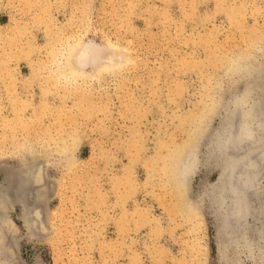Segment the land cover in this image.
Returning a JSON list of instances; mask_svg holds the SVG:
<instances>
[{"label": "rangeland", "instance_id": "1", "mask_svg": "<svg viewBox=\"0 0 264 264\" xmlns=\"http://www.w3.org/2000/svg\"><path fill=\"white\" fill-rule=\"evenodd\" d=\"M75 38L123 58L49 74ZM230 124L264 147V0H0V160L38 150L51 178L48 238L28 241L12 201L0 264H264V171L244 240L223 221Z\"/></svg>", "mask_w": 264, "mask_h": 264}, {"label": "bare ground", "instance_id": "2", "mask_svg": "<svg viewBox=\"0 0 264 264\" xmlns=\"http://www.w3.org/2000/svg\"><path fill=\"white\" fill-rule=\"evenodd\" d=\"M52 52H54V54H52L53 55L52 61L55 64V68H54L55 70L52 71L51 69L49 74L58 73V74H62V75L70 76V77L78 76V77L86 78L88 76H91V77L97 76L100 73H102L104 70L108 71V69L112 70L117 67V64H115L114 62H113V65L111 66L112 69L111 67L110 68L105 67V65L101 63V60L103 58L105 59V61L107 60L111 61V58L113 57L117 60L123 58V55L121 53L119 54L115 53L112 48H109L106 45L101 46L99 44H95L92 42L86 43L84 41H81V39L79 38H75L73 40L71 39L69 41L66 39L64 42L60 44V48H58L57 51H52ZM52 55H50L51 58H52ZM115 59L113 61H116ZM232 122L233 121L229 123H232ZM256 124L257 126H260L259 123H256ZM232 125L233 124H230V126L228 125L227 129H225V133H224L225 136L223 135L224 137L221 143V147L223 151L225 152V157H226L225 161L230 159L231 162L228 168L226 167L227 169L224 171V175L225 173L227 174V172H229V175H227L226 180H225L228 185V189H227L228 191H227V194H225V196L222 199L221 198L219 199H221L220 205L223 208V210L227 208V210H224V211L221 209L223 211V214L225 212L227 213V215L231 213L230 214L231 216L234 214L236 217L235 221L232 223L229 221L230 219L228 217L226 218L227 215H225L226 214L225 213L223 221L227 223L225 227L227 226V230H230L229 235H231V238L233 240L238 239L239 241L242 238H244V233H242V230L240 229L241 227H238V223L242 222L241 220H243L242 217L244 216L243 213L246 211V210L244 211V209H246V206H248L247 201L249 198L247 195L253 194L255 192L254 189H255V186L258 180L257 176L258 174L260 175L261 170L264 171L263 168L261 169L262 165L261 167L260 165H257L258 163H262L260 161H262L264 158V147L262 146L263 148H261V145H260L261 149L258 150V148H256L258 146L257 144V146L255 147L256 150L248 151L250 149H247L245 147V144L244 145L242 144L244 143L242 141L244 139H246L247 141V138H249V136L252 135L251 134L252 132L248 133V131L247 132L245 131L246 129L242 128L243 130L241 129L242 130V131L240 130L241 132L238 130V132L240 133H237V131L234 130V127ZM232 133H235L234 134L235 136L234 135L230 136V134ZM258 137L259 136H257L256 138ZM260 139H261V135H260ZM260 139H259V142H260ZM15 153H16L15 155L16 159L13 160L12 164L7 163L6 160H4L5 162L0 160V173H3L4 175L8 174V177L6 178L7 179L6 183H3V185H0V225L3 226L2 223H4L7 220L6 218L7 215L5 214L4 210L7 209V207H9V204H12L13 203L12 201L21 202L23 203L24 207H23V211L20 213V215H18V220L20 222V225L25 228L26 237L28 241L30 243H36V242H39L41 240L43 241L44 239L48 238L47 229L49 228V225L47 226L48 227L47 228L45 226V222L47 221V219L49 221V218L47 217L46 219L43 216L45 211L42 210L41 208V210L44 211L42 214L37 209V207L41 205V203L43 204V202H45V200L47 199V195L50 194L51 190L49 189V184L51 183L50 181L51 178L47 174L48 168L46 166V163L43 161L44 159L43 160L39 159L40 156L38 155L39 153L38 150H31V154H26L27 156L24 155L25 157H22V156L20 157L18 155V152H15ZM40 153L44 154L43 152H40ZM0 159L2 158L0 157ZM263 163H264V160H263ZM222 175L223 173L220 174L219 182L220 180L224 179V176L222 177ZM30 193H35V197H30ZM217 194L218 192H216L215 198ZM252 201L250 203H252ZM233 204L234 205L238 204L239 207L237 208V210L233 208L232 212H230L229 208ZM263 204H261V206ZM249 206L251 207L256 206L255 201L251 205L249 204ZM232 207L233 206H231V208ZM247 213L248 212H245V214ZM251 215L254 216L253 213ZM249 217L250 215L245 217V219L246 218L248 219ZM255 220H257L256 217H255ZM48 221L47 223L49 224ZM6 222H9V221H6ZM261 225L263 226V228L261 227L262 228L261 229L259 227L258 232H260L264 236V220ZM10 227L8 228L6 227V228L9 229ZM13 229L15 230V228ZM255 229L254 231L257 234V229L256 230ZM238 235H241V236L236 237ZM233 240H230V241H233ZM246 244H248V242H246L245 240V241H242L241 245H245L246 247ZM6 258H7V255H5L4 259L6 260Z\"/></svg>", "mask_w": 264, "mask_h": 264}]
</instances>
